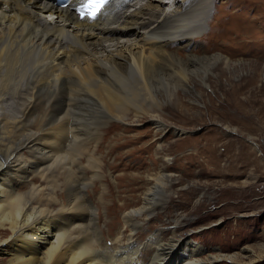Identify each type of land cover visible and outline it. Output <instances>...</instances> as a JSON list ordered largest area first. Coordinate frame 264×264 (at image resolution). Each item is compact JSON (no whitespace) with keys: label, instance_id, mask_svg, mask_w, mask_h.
Here are the masks:
<instances>
[{"label":"bare ground","instance_id":"6f19581e","mask_svg":"<svg viewBox=\"0 0 264 264\" xmlns=\"http://www.w3.org/2000/svg\"><path fill=\"white\" fill-rule=\"evenodd\" d=\"M245 1L121 0L88 22L53 0H0V264H235L180 233L193 217L148 231L172 191L160 151L165 162L129 207L112 201L121 183L105 172L127 124L147 118L159 134L163 101L209 85L213 67L235 68L212 36L254 46L253 26L227 12ZM19 96L20 111L7 114Z\"/></svg>","mask_w":264,"mask_h":264},{"label":"rangeland","instance_id":"374dc122","mask_svg":"<svg viewBox=\"0 0 264 264\" xmlns=\"http://www.w3.org/2000/svg\"><path fill=\"white\" fill-rule=\"evenodd\" d=\"M247 1L254 0L229 6L227 12L235 14V23L242 27L253 26L255 32L248 36L255 37L254 46L212 36L215 41L211 38L208 44H215L235 68L213 67L216 76L210 79L220 85L209 81L195 85L191 93L177 90L178 100L163 101L161 119L168 127L159 134L147 118L127 124L125 143L119 145L121 137L115 141L114 152L106 158L113 166L105 173L110 172L107 179L121 183L112 188V201L129 207L138 203L146 174L165 162L156 153L160 151L168 158L172 191L162 193L168 203L145 223L148 231L166 226L175 215L193 217L180 231L192 242L206 246L208 252L234 255L235 264H264V5ZM14 99L17 106L5 105L9 115L17 114L24 100ZM99 191L101 186L91 198L106 228ZM169 237L166 234L163 240ZM146 239L147 233L139 237L142 243ZM227 261L222 258L218 264Z\"/></svg>","mask_w":264,"mask_h":264},{"label":"snow or ice","instance_id":"6c2138e0","mask_svg":"<svg viewBox=\"0 0 264 264\" xmlns=\"http://www.w3.org/2000/svg\"><path fill=\"white\" fill-rule=\"evenodd\" d=\"M81 3L82 7L79 11L81 12L82 18L86 15L91 19H95L107 3V0H87V3H84V0H81Z\"/></svg>","mask_w":264,"mask_h":264}]
</instances>
